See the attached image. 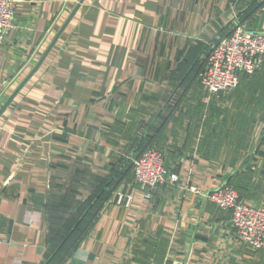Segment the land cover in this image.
I'll return each mask as SVG.
<instances>
[{
  "label": "crops",
  "instance_id": "1",
  "mask_svg": "<svg viewBox=\"0 0 264 264\" xmlns=\"http://www.w3.org/2000/svg\"><path fill=\"white\" fill-rule=\"evenodd\" d=\"M14 19L0 45V264H264L190 189L227 185L264 208V61L235 90L199 81L220 37L264 32V0H22ZM147 148L178 176L149 199L131 169Z\"/></svg>",
  "mask_w": 264,
  "mask_h": 264
},
{
  "label": "built area",
  "instance_id": "2",
  "mask_svg": "<svg viewBox=\"0 0 264 264\" xmlns=\"http://www.w3.org/2000/svg\"><path fill=\"white\" fill-rule=\"evenodd\" d=\"M21 1L0 0V45L15 29V10ZM263 61L264 32L237 26L211 46L205 67L199 74L200 84L210 94L234 90L239 85L240 74L255 73ZM131 169L133 182L144 190V197L148 199L167 179L170 182L178 179L176 174L168 173L163 154L154 148H147L134 158ZM190 189L230 212V222L240 242L264 250V208L240 201L237 192L227 185H218L206 192ZM130 201V196H117L118 203L128 206Z\"/></svg>",
  "mask_w": 264,
  "mask_h": 264
},
{
  "label": "trees",
  "instance_id": "3",
  "mask_svg": "<svg viewBox=\"0 0 264 264\" xmlns=\"http://www.w3.org/2000/svg\"><path fill=\"white\" fill-rule=\"evenodd\" d=\"M207 56H208V53L206 54V56H205V59H204V61L206 62V58H207ZM204 67H205V65H204ZM204 67L202 68V70L204 69ZM202 70H200V72L202 71ZM235 90V89H234ZM132 165V164H131ZM132 167V166H131Z\"/></svg>",
  "mask_w": 264,
  "mask_h": 264
},
{
  "label": "water",
  "instance_id": "4",
  "mask_svg": "<svg viewBox=\"0 0 264 264\" xmlns=\"http://www.w3.org/2000/svg\"><path fill=\"white\" fill-rule=\"evenodd\" d=\"M41 63V62H40ZM40 63L37 65V67L40 65ZM37 69V68H36ZM16 94V93H15ZM15 94H13L12 96H11V98L9 99V101L12 99V97L15 95Z\"/></svg>",
  "mask_w": 264,
  "mask_h": 264
},
{
  "label": "rangeland",
  "instance_id": "5",
  "mask_svg": "<svg viewBox=\"0 0 264 264\" xmlns=\"http://www.w3.org/2000/svg\"><path fill=\"white\" fill-rule=\"evenodd\" d=\"M202 72V71H201ZM201 72H199V74L201 73ZM137 158V157H136ZM165 165V164H164ZM132 168V167H131ZM166 168V167H165ZM166 170H167V168H166ZM168 171V170H167ZM171 174H174V173H171ZM239 200H240V198H239ZM241 201V200H240ZM229 214H230V212H229ZM233 228V227H232Z\"/></svg>",
  "mask_w": 264,
  "mask_h": 264
}]
</instances>
